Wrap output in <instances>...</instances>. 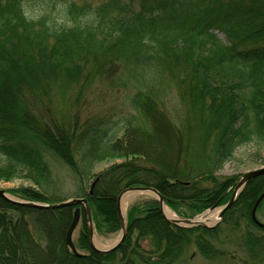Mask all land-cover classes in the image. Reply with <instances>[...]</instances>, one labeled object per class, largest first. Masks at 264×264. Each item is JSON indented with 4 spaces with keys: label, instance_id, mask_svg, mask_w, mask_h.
<instances>
[{
    "label": "trees",
    "instance_id": "obj_1",
    "mask_svg": "<svg viewBox=\"0 0 264 264\" xmlns=\"http://www.w3.org/2000/svg\"><path fill=\"white\" fill-rule=\"evenodd\" d=\"M27 1L0 0V178L17 170L36 186L10 192L45 203L86 197L100 233L121 228L118 195L133 185L155 187L183 217L226 204L238 177L223 178L220 171L240 146L264 143V0H50L68 22L61 25L50 14L28 16ZM152 73L185 90L191 103L186 134L145 79L130 91L133 113L71 121L51 114L59 105L54 96L67 89L84 94L98 80L130 82ZM134 135L146 142L137 145L142 151ZM187 138L200 157L181 153ZM109 148L131 159L95 175ZM62 166L75 175L72 194L60 192L55 169ZM263 191L264 173L249 180L223 220L264 230L251 216ZM76 208H36L0 196V264H105L118 253L124 264H176L191 248L209 259L220 255L210 240L220 225L176 226L152 200L128 210L127 235L110 253L92 248L82 208L75 243L84 255L77 256L66 244ZM245 242L252 252L264 244L250 231Z\"/></svg>",
    "mask_w": 264,
    "mask_h": 264
},
{
    "label": "rangeland",
    "instance_id": "obj_2",
    "mask_svg": "<svg viewBox=\"0 0 264 264\" xmlns=\"http://www.w3.org/2000/svg\"><path fill=\"white\" fill-rule=\"evenodd\" d=\"M76 1L81 4L86 0ZM87 1H91L93 4H98L105 0ZM54 3H56L55 0ZM24 8L26 14L32 18H38L44 14H50L54 18V21L57 23V25L68 23L61 13L53 10L54 8L52 7L50 0H28L24 4ZM214 33L225 43L228 42L225 34L222 31L214 30ZM79 73L82 75L84 74L81 70ZM84 75H88V72ZM142 79L147 80V83L153 86V93L157 96H160V98L163 100L164 105L167 107L171 115V122L173 126L181 127L182 131L186 134L189 129V123H191V121H188L191 118V113L187 114V112H189L188 103L190 105L191 103L188 98H185L184 96L185 90H180L176 83L168 75L165 76L156 73L145 75V78L131 79L132 81L130 82H128V80H126V82H119L117 77L103 81L98 80L92 87H86L83 91L84 94H82V92L77 93V90L75 89H67L65 92H62V94H59L58 98L57 95L56 97L54 96V101H56V103L59 105L56 104V106H54L55 111H51V114L55 115L54 118H58V120L62 119L71 121L72 117L77 116V118H79L82 116V114L84 118L87 116H93L95 114H97V117L106 114L107 116L115 119L125 112H127V114L133 113L134 111L129 104L130 91H135L134 85H141ZM67 93H70V98L67 97V99H65L66 96H68L66 95ZM76 97L79 99L77 100ZM187 116L188 120H186ZM137 135L139 136L138 133ZM131 139L136 143L139 140L136 135L132 136ZM193 141L194 140L187 138L181 141L180 147L178 148L180 149L181 153L185 149H188L187 155L197 158V156L200 157L198 151L193 153V151L191 150V152L188 148V145L192 144L193 150H196L197 147ZM145 143L146 142L143 141L138 142L135 146V149L137 151H142L139 149L140 147H137L145 146ZM173 153L171 154V157L173 156ZM128 159H131L130 155L119 150L109 148L102 159H100L96 164L94 174L97 175L112 165L122 163ZM261 166H264V143L252 141L240 146L235 152L234 157L225 164L224 168L219 174L223 178L239 177L244 173ZM55 170L60 175L62 186L60 192L72 194L75 191V175L72 170L67 166H62ZM23 186L33 188L36 187L32 181L26 178L21 171H12L10 174L0 178V189H5L9 193H11L10 190ZM155 199L156 197L154 195L142 194L125 206V214H127L131 207L135 205H144L148 201ZM172 211L177 217H183L178 214V212L174 210ZM257 215L259 219L264 222V205L257 212ZM234 221V219H229L220 222V232L215 238L213 237L214 239L210 238L214 248L219 250V256L209 259L197 248H191L182 258V260L176 264H264V244L262 246L258 245L259 250L255 252L250 251L245 244L247 232L249 231L258 236L259 239L264 243V230L256 228L250 222L245 220L242 222L240 227L237 228L235 225H233ZM80 227L81 222L79 223L73 235L75 242L78 239ZM120 234V229L109 233H100L95 230L94 238L95 240L106 245L105 248H107L111 246L109 245V241L118 239ZM144 245L147 248L149 247V243L147 241L144 242ZM122 258L123 256L118 253L116 259L109 263L120 264L124 262Z\"/></svg>",
    "mask_w": 264,
    "mask_h": 264
},
{
    "label": "water",
    "instance_id": "obj_3",
    "mask_svg": "<svg viewBox=\"0 0 264 264\" xmlns=\"http://www.w3.org/2000/svg\"><path fill=\"white\" fill-rule=\"evenodd\" d=\"M264 173V166H261L259 168H256L254 170L248 171L246 173H244L243 175H241L239 177V179L230 187L229 191L232 190V196L229 199V201L222 205V206H212L209 209H207L205 212L196 215L193 218H177V219H173V218H169L165 212H164V204H167V199L164 197V195H162V193L156 189L155 187L152 186H140V185H133V186H129L126 187L125 189H123L120 192V195L118 197V203H117V207H118V217H119V221L121 224V235L118 239V241L113 244L112 246L108 247V248H99L95 245L94 243V235H95V229H94V220H93V214H92V209L91 206L89 204V201L87 198L85 197H73L64 201H57V202H49V203H45V202H38V201H27V200H20L14 196H12L11 194H9L5 189H0V196L4 197L6 200L11 201L13 203H17V204H23V205H27L30 207H36V208H49V209H57V208H61V207H65V206H71V205H83L85 207L86 210V216H87V223H88V229H89V235H90V243L91 245L98 251L102 252V253H110L112 251H115L116 249H118V247L122 244V242L124 241L126 235H127V231H128V221H127V217L126 215L122 212V208H121V197L127 193V192H137V191H145V190H151L156 194V199L159 201V205H160V209L161 212L163 214V216L165 217V219L176 225V226H181V227H193V226H204L207 228H214L216 227L224 218V215L226 213V211H228L236 202L239 194L243 191V189L245 188L246 184L249 182L250 179L261 175ZM264 200V191L260 194V196L258 197L257 201L255 202V205L252 209V218L253 221L260 227L264 228V222L261 221L258 216H257V209L259 207V205L261 204V202ZM219 208V215L217 216V221L212 223V224H206L204 222H201L198 220L199 217H201L204 213L208 212V211H213L214 209ZM81 218V210L80 207H77L76 211H75V215L73 217V221L67 231V235H66V243L67 245L70 247V249L75 253V255L77 256H81L83 255L82 253L78 252L76 245L74 243L73 240V233L74 230L76 229L79 221Z\"/></svg>",
    "mask_w": 264,
    "mask_h": 264
},
{
    "label": "bare ground",
    "instance_id": "obj_4",
    "mask_svg": "<svg viewBox=\"0 0 264 264\" xmlns=\"http://www.w3.org/2000/svg\"><path fill=\"white\" fill-rule=\"evenodd\" d=\"M247 185V184H246ZM246 187V186H245ZM142 194H147V195H154L156 196V194L151 191V190H145V191H137V192H134V191H131V192H127L125 193L122 197H121V208H122V212L125 214V206L128 204V203H131L132 201H134L138 196L142 195ZM241 194V193H240ZM239 194V195H240ZM120 195V194H119ZM118 195V197H119ZM239 197V196H238ZM238 199V198H237ZM82 208H85L83 205L80 206V210H82ZM92 209V208H91ZM86 211V210H85ZM219 211L220 209L217 208V209H214L213 211H208L206 213H204L201 217L198 218L199 221L201 222H204L206 224H212L214 222L217 221V216L219 215ZM164 212L165 214L169 217V218H173V219H177L178 217L173 213V211L168 207V205L164 204ZM74 215H75V212H74ZM94 220V219H93ZM73 221V220H72ZM72 223V222H71ZM71 225V224H70ZM87 226H88V223H87ZM70 227V226H69ZM78 227V225H77ZM76 227V228H77ZM69 229V228H68ZM76 230V229H75ZM74 230V232H75ZM68 231V230H67ZM88 232H89V229H88ZM67 235V233H66ZM74 235V233H73ZM121 235V234H120ZM119 239V238H118ZM118 239H115V240H112V241H109V245H113L115 244ZM74 240V238H73ZM74 243H75V240H74ZM94 243L97 247L99 248H105L106 245H104L102 242L100 241H97L95 240L94 238ZM67 244V243H66ZM91 244V243H90ZM68 246V245H67ZM92 246V245H91ZM69 247V246H68ZM70 248V247H69ZM93 249H95L93 246H92ZM96 250V249H95ZM98 251V250H97ZM100 252V251H99ZM102 253V252H100ZM84 255V254H83Z\"/></svg>",
    "mask_w": 264,
    "mask_h": 264
}]
</instances>
